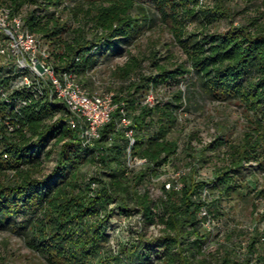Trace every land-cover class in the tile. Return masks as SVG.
<instances>
[{
	"label": "trees",
	"instance_id": "1",
	"mask_svg": "<svg viewBox=\"0 0 264 264\" xmlns=\"http://www.w3.org/2000/svg\"><path fill=\"white\" fill-rule=\"evenodd\" d=\"M56 1L0 0V4L18 15L25 5H33L21 15L24 24L55 44L52 55L58 71L76 69L79 81L91 90L96 86L89 73L98 61L120 54L122 45L136 37L138 25L154 20L143 0H94L87 9L81 0L71 10L75 15L82 11L84 23L70 29L55 10H48ZM229 1L153 3L163 23L176 30L204 88L220 100L237 97L254 113L259 129L229 144L224 163L207 178L201 176L202 154L188 168L175 166L177 171L186 170L178 178L183 186L167 188L163 182L158 197L147 184L165 164H175L180 144L169 133L186 101L182 88L167 100L158 97L153 105L144 102V96L160 82L185 77L190 70L184 62L170 68L153 51L157 74L135 72L142 61L131 52L117 64L112 74L122 81L106 88L116 91L117 107L94 147L78 140L62 102L17 86L20 74L14 63L0 62V229L23 236L50 264H264V228L241 229L238 237L237 231L227 230L215 247L200 216L202 206L208 215H216L222 198L238 190L236 177L247 165L254 162L253 170L264 168V23L259 20L264 0L261 14L239 25L234 24ZM222 17L230 25L212 29ZM186 19L197 20L200 27L188 29ZM121 108L135 127L133 153L147 158L130 170L128 138L116 127ZM7 119L14 123L13 130ZM214 141L227 143L221 135ZM49 159L54 164L44 172ZM86 162L90 167L84 172ZM149 224L157 225L158 231L149 233ZM117 229L128 235L114 244L110 239ZM243 241L245 251L240 248Z\"/></svg>",
	"mask_w": 264,
	"mask_h": 264
},
{
	"label": "rangeland",
	"instance_id": "2",
	"mask_svg": "<svg viewBox=\"0 0 264 264\" xmlns=\"http://www.w3.org/2000/svg\"><path fill=\"white\" fill-rule=\"evenodd\" d=\"M81 0H57L50 5V9L55 10L57 16L67 23V27L73 28L78 24H83L85 17L83 12L75 15L72 7L77 6ZM98 1V0H97ZM213 0H199V5L212 3ZM94 0H85L84 9L92 5ZM146 4L149 15L154 19L152 22L138 25L134 40L129 45H122V52L111 55L107 59L101 58L93 70L92 80L95 89L104 90L111 83L117 87L122 81L121 78L112 74L117 64L123 63L130 52L137 54L141 58V66L135 72L145 74H157L158 69L153 63L152 54L156 52L160 62L166 63L173 68L178 63L184 62L190 71L181 80L170 79L167 82H160L153 88L157 98L167 100L178 89H183L185 104L180 106L178 112V123L169 133L170 138H177L180 144L179 153L175 164H165L161 171L152 175L147 186L150 188L154 197H158L163 182H168L176 178L177 169L175 166L180 164L188 168L189 164L196 161V155L202 154L201 176L207 178L211 176L215 166L224 163V152L229 148V144H236L242 141L244 134L248 131H255L258 128L255 115L249 111L246 105L237 97H229L220 100L212 96L202 85L198 73L192 70L190 59L184 46L177 40L174 28L169 23H163L160 13L156 10L153 0H143ZM234 24L239 25L241 21H251L254 16L261 14L263 7L261 0H230ZM66 6V7H65ZM33 5H25L22 14L26 13ZM41 11H46L45 6ZM40 11V12H41ZM136 13V11H135ZM21 14V15H22ZM264 23V16L259 19ZM188 29L198 28L199 22L194 19H186ZM230 25L227 17L220 18L212 29L223 30ZM177 33V32H176ZM44 46L49 50H55V44L41 38ZM63 51L60 46L56 48ZM6 59L0 56V62ZM134 75L137 73H133ZM87 77L88 75L85 74ZM17 86H20V79H16ZM217 135L227 140V143L214 141ZM209 146L204 150L206 144ZM264 150V148H263ZM204 153V154H203ZM6 155H4L5 157ZM54 164V160H47L44 172H49ZM247 165L243 173L236 177L239 184L238 190L226 194L221 202L222 205L215 209L216 215L212 214L214 222L208 231L210 239L214 241L213 246L224 238L227 230L237 231L238 236L242 235L241 229L259 226L264 228V168H256ZM89 162L83 165V171H88ZM185 168V167H184ZM3 174L0 173V179ZM207 194V191H206ZM125 224V222H123ZM146 230L157 232L158 226L149 224ZM115 236L111 237L110 242L116 244L117 238L124 240L127 233H122L121 229L115 230ZM120 235V237H118ZM235 237V238H236ZM246 242L240 245L241 250L245 251ZM0 264H50L43 253L33 251L25 242L23 236L18 235L9 228L0 229Z\"/></svg>",
	"mask_w": 264,
	"mask_h": 264
},
{
	"label": "built area",
	"instance_id": "3",
	"mask_svg": "<svg viewBox=\"0 0 264 264\" xmlns=\"http://www.w3.org/2000/svg\"><path fill=\"white\" fill-rule=\"evenodd\" d=\"M0 56L14 63L16 71L20 74L21 86L35 94H47L51 99L65 105L67 123L76 131L78 140L83 145L89 147L97 145L102 137L103 128L112 119L117 107L115 90H91L79 81L76 69L58 71L51 50L43 45L41 38L24 24L21 15L13 14L10 7L2 4H0ZM6 93L3 92V95L7 96ZM156 100L153 88L149 89L144 96V102L153 105ZM23 103H26V100H23ZM6 123L11 130L15 128L11 120L7 119ZM116 127L124 130L128 138L126 148L128 169L147 162L146 157L133 153L135 127L125 108H121ZM185 171L184 169L177 171L175 180L166 183L167 188L180 189L183 182L178 178ZM96 185V182H93V186ZM206 191L203 192L204 196ZM200 216L204 218V225L210 230L214 220L208 215L206 206H202Z\"/></svg>",
	"mask_w": 264,
	"mask_h": 264
}]
</instances>
